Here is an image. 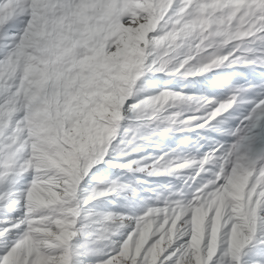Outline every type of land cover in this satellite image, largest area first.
I'll return each mask as SVG.
<instances>
[{
    "label": "snow or ice",
    "instance_id": "1",
    "mask_svg": "<svg viewBox=\"0 0 264 264\" xmlns=\"http://www.w3.org/2000/svg\"><path fill=\"white\" fill-rule=\"evenodd\" d=\"M0 264H264V0H0Z\"/></svg>",
    "mask_w": 264,
    "mask_h": 264
}]
</instances>
